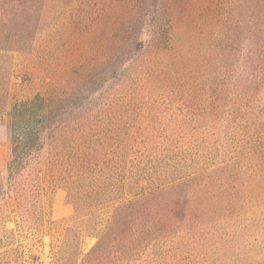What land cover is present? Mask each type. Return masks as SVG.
Returning a JSON list of instances; mask_svg holds the SVG:
<instances>
[{"label": "trees", "instance_id": "1", "mask_svg": "<svg viewBox=\"0 0 264 264\" xmlns=\"http://www.w3.org/2000/svg\"><path fill=\"white\" fill-rule=\"evenodd\" d=\"M50 2L0 0V264H264V0L136 1L98 71L44 63Z\"/></svg>", "mask_w": 264, "mask_h": 264}, {"label": "rangeland", "instance_id": "2", "mask_svg": "<svg viewBox=\"0 0 264 264\" xmlns=\"http://www.w3.org/2000/svg\"><path fill=\"white\" fill-rule=\"evenodd\" d=\"M140 0H51L48 10L47 27L52 35L50 43V54L44 59V63H49L52 67H58L67 56V60H75L71 55L72 48L80 46L78 64L79 70L84 71V66L88 60L96 71H98L100 63L93 56L87 57L85 54L88 50H97L106 44L108 51H112L115 46L114 42L105 41L101 35L108 36L115 28V23L118 18H128L131 13V4ZM50 35V36H51ZM96 35V37H93ZM84 39L83 42H81ZM84 43V45H82ZM78 44V45H77ZM41 44L37 52L40 51ZM84 48H83V47ZM39 55V53L37 54ZM36 55V56H37ZM16 64H24V60L18 58ZM92 76V74H91ZM92 80L95 76H92ZM163 114V113H162ZM12 149V136L7 127L0 126V190H6L7 186V164L9 161ZM52 198V218L60 227L65 226L68 220L74 214V208L67 199L65 190L59 188L51 192ZM2 192L0 191V204ZM8 227H14V224H9ZM27 244L28 254H32L36 249L29 241H24ZM94 244V240L87 239L84 243V250H88ZM45 254L42 256L41 262L48 264L50 261L49 240L45 239ZM40 264V262L36 263Z\"/></svg>", "mask_w": 264, "mask_h": 264}]
</instances>
